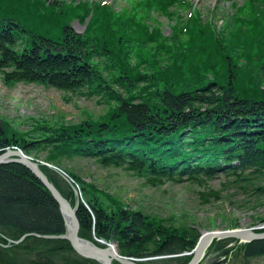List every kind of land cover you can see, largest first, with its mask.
<instances>
[{
    "label": "trees",
    "instance_id": "1",
    "mask_svg": "<svg viewBox=\"0 0 264 264\" xmlns=\"http://www.w3.org/2000/svg\"><path fill=\"white\" fill-rule=\"evenodd\" d=\"M128 5L117 10L91 0H0L5 84L99 96L107 106L103 115L88 113L78 123L31 118L22 129L5 118L0 150L19 147L62 168L75 158H93L145 177L152 187L184 178L205 186L223 167L231 179L223 188L200 191L203 203L222 200L228 187L264 198V0H234L222 24L214 22L216 11L203 16L189 0ZM161 15L175 21L170 36ZM87 18L85 32L77 33L73 22ZM99 59L110 64L103 68ZM42 169L75 203L72 186L56 170ZM65 169L92 210L79 205L83 237L114 239L120 253L132 257L196 246L197 228L125 208L118 197ZM65 230L59 204L42 181L21 163L1 164L0 264H98L79 257L68 241L35 236ZM23 236L22 243L10 244ZM227 244L215 242L211 250L226 256ZM238 249L248 258L262 256L264 239Z\"/></svg>",
    "mask_w": 264,
    "mask_h": 264
},
{
    "label": "rangeland",
    "instance_id": "2",
    "mask_svg": "<svg viewBox=\"0 0 264 264\" xmlns=\"http://www.w3.org/2000/svg\"><path fill=\"white\" fill-rule=\"evenodd\" d=\"M109 1L117 10H121L129 6L130 0ZM190 1L200 9L203 16L212 14L213 10L216 11L219 18L216 17L214 22L218 24H222L225 12L233 11L232 1ZM235 2L243 4V0H235ZM88 20L89 18L83 23L75 20L72 25L77 32H83ZM159 21L165 35H171L173 27L169 24L168 17L161 15ZM171 23L173 25L175 21ZM99 62L103 68L110 64L105 59H99ZM2 76L3 73L0 72V120L5 132L4 120L6 119L11 124L27 129L30 126L27 119L31 118L45 119L57 125L56 122L64 121L78 123L85 119L88 113L93 117H98L107 111L105 102H100L99 96L88 98L83 94L22 82L7 85ZM34 158L43 160L41 157L34 156ZM64 167L74 171L83 179L94 182L101 188V191L105 190L103 191L105 195L109 193L118 197L125 205L150 215L173 219L175 224L196 226L200 234L199 239L206 231L226 230L232 227L240 229H262L264 227V198L256 192L242 194L238 193L235 188L228 187L222 193L224 196L222 200L203 203L199 192L205 189L192 182H168L161 187H152L146 184L144 178L122 168L102 166L92 158H75L66 161ZM224 182V176L219 175L209 180L207 187L223 188ZM238 247L224 264H264V256L246 259L243 255L245 251ZM211 258L208 257L210 264L213 261Z\"/></svg>",
    "mask_w": 264,
    "mask_h": 264
},
{
    "label": "water",
    "instance_id": "3",
    "mask_svg": "<svg viewBox=\"0 0 264 264\" xmlns=\"http://www.w3.org/2000/svg\"><path fill=\"white\" fill-rule=\"evenodd\" d=\"M0 132L5 135V130L1 120ZM10 162H19L26 165L50 190L52 196L60 206V210L62 212L66 225V233L58 236H47V238L67 239L80 255L86 258L99 260L103 264H113V260H116L122 264H134L126 258L119 257L116 252L110 250L109 247H112L111 245H108L106 248H102L93 244L92 241L81 237V224L77 215V207H73L69 200L62 195L59 189L42 171L37 161L26 155L21 149H12L7 147L5 149V152L0 154V164ZM227 237L236 238L243 242H250L254 240L264 239V233H255L250 229H233L207 232L201 238L195 250L194 258L188 264H197L213 239H221ZM88 242H91V245H88Z\"/></svg>",
    "mask_w": 264,
    "mask_h": 264
},
{
    "label": "bare ground",
    "instance_id": "4",
    "mask_svg": "<svg viewBox=\"0 0 264 264\" xmlns=\"http://www.w3.org/2000/svg\"><path fill=\"white\" fill-rule=\"evenodd\" d=\"M92 243L96 245V243H94V242H92ZM87 244H88V245H91V242H88ZM109 246H110V245H109ZM109 249L112 250L113 252H117V250H116V248H115L114 246L109 247ZM127 260H128V259H127ZM130 261H132V260H130Z\"/></svg>",
    "mask_w": 264,
    "mask_h": 264
},
{
    "label": "flooded vegetation",
    "instance_id": "5",
    "mask_svg": "<svg viewBox=\"0 0 264 264\" xmlns=\"http://www.w3.org/2000/svg\"><path fill=\"white\" fill-rule=\"evenodd\" d=\"M215 262H212L211 264H214Z\"/></svg>",
    "mask_w": 264,
    "mask_h": 264
}]
</instances>
